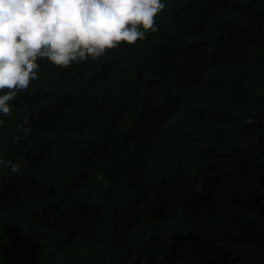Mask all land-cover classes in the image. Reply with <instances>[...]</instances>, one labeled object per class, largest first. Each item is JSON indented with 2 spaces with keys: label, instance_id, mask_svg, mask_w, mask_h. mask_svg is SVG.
Returning a JSON list of instances; mask_svg holds the SVG:
<instances>
[{
  "label": "trees",
  "instance_id": "trees-1",
  "mask_svg": "<svg viewBox=\"0 0 264 264\" xmlns=\"http://www.w3.org/2000/svg\"><path fill=\"white\" fill-rule=\"evenodd\" d=\"M165 4L135 45L37 62L0 127V264H264V0Z\"/></svg>",
  "mask_w": 264,
  "mask_h": 264
},
{
  "label": "clouds",
  "instance_id": "clouds-1",
  "mask_svg": "<svg viewBox=\"0 0 264 264\" xmlns=\"http://www.w3.org/2000/svg\"><path fill=\"white\" fill-rule=\"evenodd\" d=\"M165 6V0H0V127L14 99L36 84L38 61L63 69L121 43L135 45L157 31ZM0 168L15 174L10 165Z\"/></svg>",
  "mask_w": 264,
  "mask_h": 264
}]
</instances>
